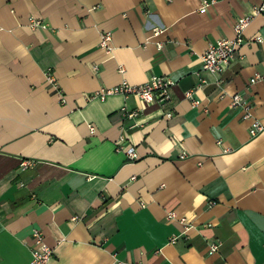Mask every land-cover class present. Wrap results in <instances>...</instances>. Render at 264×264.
Returning <instances> with one entry per match:
<instances>
[{"label":"crops","instance_id":"0c3cea01","mask_svg":"<svg viewBox=\"0 0 264 264\" xmlns=\"http://www.w3.org/2000/svg\"><path fill=\"white\" fill-rule=\"evenodd\" d=\"M257 2L0 0V264H30L33 227L54 248L48 264H264V129L251 135L231 103L239 92L264 125V81L249 85L264 73V11L222 71L201 57ZM153 73L175 80L165 104L86 98ZM123 134L136 159L116 150Z\"/></svg>","mask_w":264,"mask_h":264},{"label":"built area","instance_id":"2783aa9c","mask_svg":"<svg viewBox=\"0 0 264 264\" xmlns=\"http://www.w3.org/2000/svg\"><path fill=\"white\" fill-rule=\"evenodd\" d=\"M216 0H203L202 6L200 10L202 12L206 11L209 5L214 3ZM264 11V0H258L256 4L253 6V11L249 14L241 15L236 18L234 23V32L235 35L232 38H220L215 42H211L208 48L202 54V70L212 73H217L222 71L226 66L230 64V62L235 58L236 54L240 46L245 43V35L244 31L246 27L251 22L252 18L255 14ZM31 24L34 26L43 25L39 19H31ZM163 27H156L154 29V33H159L162 31ZM112 32L104 31L100 37V46L106 50L107 53H111L113 50L112 44ZM256 40L264 41L263 37L257 36ZM159 46H162V43H158ZM121 71L124 70V67H121ZM46 78L51 84L52 89L61 93V89L58 85L56 76L51 68L45 71ZM202 81H205L204 79ZM264 81V73L257 71L249 78V85H252L256 82ZM175 84V80L172 78L153 73L149 79L141 83H131L126 79L122 81L110 85L103 86L99 89H96L90 93L86 94L87 99L92 98H106L108 95L112 94H122L125 96L128 95H138L144 101L148 102H158L161 104H165L170 101L172 86ZM188 97H192V90L186 92ZM199 101L193 99V103L197 104ZM232 105L241 106L243 110L244 118H252V123L250 126L251 135H257L260 131L264 129L263 123L258 120L252 112V105L250 102L245 100L239 92L234 93L232 95ZM139 114V110H131L127 112V115L130 117H134ZM167 115H171L170 112ZM91 130H94V127L91 126ZM116 150H123L126 152L128 157L131 159H136L138 157V153L136 151V147L134 144L128 141V138L125 134H123L116 143ZM167 217L169 219L178 218L186 228H190L193 226L192 221L187 219L186 216H178L176 211L170 210L167 212ZM77 217H74L76 219ZM32 238L33 244L31 247L32 257L30 260V264H48L52 256L54 255V248L48 244L45 240V235L43 229L40 227H33L32 229ZM179 235H174L171 237L170 241H176ZM221 246V241L219 239H212L209 242V252L214 253L219 250Z\"/></svg>","mask_w":264,"mask_h":264}]
</instances>
